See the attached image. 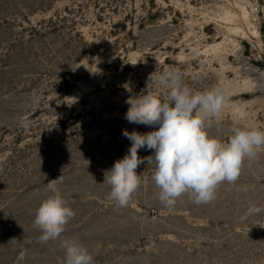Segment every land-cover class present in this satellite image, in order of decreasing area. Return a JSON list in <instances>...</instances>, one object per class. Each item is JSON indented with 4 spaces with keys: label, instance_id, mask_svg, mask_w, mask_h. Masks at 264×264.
<instances>
[{
    "label": "rangeland",
    "instance_id": "rangeland-1",
    "mask_svg": "<svg viewBox=\"0 0 264 264\" xmlns=\"http://www.w3.org/2000/svg\"><path fill=\"white\" fill-rule=\"evenodd\" d=\"M167 68L194 92L228 85L210 136L264 129V0H0V264H65L62 239L93 264H264V212L241 219L264 208V149L208 204L165 207L145 164L130 204L110 199L123 130H154L128 123L126 100ZM52 181L76 215L44 242L35 210Z\"/></svg>",
    "mask_w": 264,
    "mask_h": 264
},
{
    "label": "clouds",
    "instance_id": "clouds-1",
    "mask_svg": "<svg viewBox=\"0 0 264 264\" xmlns=\"http://www.w3.org/2000/svg\"><path fill=\"white\" fill-rule=\"evenodd\" d=\"M150 83L166 89L167 96L162 99L151 91ZM228 91L227 84H220L194 92L184 85L179 69L167 68L149 76L145 91L129 96L124 118L128 123L154 130L122 132L131 146L106 171L104 181L111 186L110 199L116 207H127L140 188L141 175L137 174V168L142 164L154 165L152 179L160 190V202L168 208L174 207L185 194L196 205L211 203L221 183L238 181L245 161L256 158L259 150L264 149V129L258 125L234 127L227 142L208 134L207 129L222 120ZM140 149L152 150L153 155L141 158ZM53 182L46 184L52 195L35 210L34 226L41 231L40 239L44 242L60 239L76 215ZM247 190V186L237 188L238 193ZM261 212L264 208L250 205L241 219ZM60 246L65 253V264H93L89 248L75 239H62Z\"/></svg>",
    "mask_w": 264,
    "mask_h": 264
}]
</instances>
